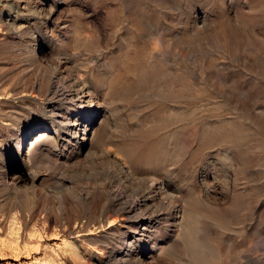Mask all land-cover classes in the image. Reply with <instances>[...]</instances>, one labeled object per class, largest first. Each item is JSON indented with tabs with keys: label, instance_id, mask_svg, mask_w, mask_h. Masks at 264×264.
<instances>
[{
	"label": "rangeland",
	"instance_id": "1",
	"mask_svg": "<svg viewBox=\"0 0 264 264\" xmlns=\"http://www.w3.org/2000/svg\"><path fill=\"white\" fill-rule=\"evenodd\" d=\"M34 1L17 0L25 9L10 25L3 19L14 8L0 5V165L15 151L13 130L47 123L52 107L61 127L58 147L32 156L31 168L46 172L34 185L33 212L25 209L23 186L15 195L0 186V264H145L150 250L158 264H264V0H58L52 17L46 9L37 12ZM119 8L142 24L143 34L164 35L169 48L156 46L162 62L188 71L184 108L170 107L177 93H165L159 80L155 88L105 91L103 79L131 41L123 30L109 32L126 23ZM59 19L71 32L87 33L55 40L50 25ZM34 34L43 53L31 41ZM118 37L125 42L117 44ZM34 47L39 60L69 57L64 75H81L101 52L92 76L103 116L84 123L77 108L89 103L47 94V67L32 56ZM91 104L95 115L96 100ZM183 122L188 132L181 131ZM83 126L92 133L82 143L88 150L78 154L77 143L66 139L81 141V128L77 137L68 129ZM109 152H118L120 161ZM116 162L139 173L130 177L133 183L156 173L180 189L182 220L176 222L160 198L143 221L114 213L111 203L102 208L104 197L116 202L118 192L142 198L116 175ZM53 172L69 185L57 206L38 190L39 184L56 186ZM101 212L104 227L90 235L60 230L80 216L97 225Z\"/></svg>",
	"mask_w": 264,
	"mask_h": 264
},
{
	"label": "bare ground",
	"instance_id": "2",
	"mask_svg": "<svg viewBox=\"0 0 264 264\" xmlns=\"http://www.w3.org/2000/svg\"><path fill=\"white\" fill-rule=\"evenodd\" d=\"M59 2L61 1L36 0L34 1V9L37 10L38 8L37 12H40V11L43 12V10L46 9L48 12V15L52 17L54 15L55 6ZM2 4L8 5L14 8V14L8 11L6 13L5 19H3V21L8 25H10L13 22H16L18 20L19 13H21L25 9L23 5L17 2V0H0V5ZM118 10H119V16L124 17L126 19V23L125 24L121 23L122 25H116V26L110 27L109 32L110 33L113 31L119 32L123 30L126 33H129L131 41L128 42L126 52L122 54L121 57L118 59V62L116 63V68L113 69L108 80L107 81L105 80L106 83L104 82V79H103L102 84L106 87L105 91L126 93V92H130L133 90L141 89L145 84H151V88L152 87L155 88L157 87L158 80H159L161 82V87H163V91L165 93H177L176 98L171 100V102L169 103L170 107L171 108L173 107L184 108L186 105L185 98H186L187 88L189 84L188 83L189 77L187 74L188 71L185 69H178L179 66H177V69H176L175 66L172 63H170V61L169 62L161 61V55L156 52V49H157L156 46H158L157 45L158 43H163L166 47L168 46L167 48H169V44H166L165 42L164 35L161 34L160 37L159 36L156 37L155 35H152V33L143 34L142 24L140 22H136V23L133 22L130 19V16L127 13L126 9L123 10L122 8H119ZM203 20H204V16L202 15L201 21ZM69 25L70 24L68 23L67 20H61V19L52 20L50 29H51V33H52L51 35L53 36V38L55 40L57 39L62 40L63 38H66L71 32ZM76 32L78 33L82 32L81 34L87 33L86 31H81V30H73L71 33H76ZM37 40H39L37 38V35L34 34L31 36V41L35 42V46L38 47L37 51L40 53H43L45 50V46L42 43L40 44L41 42L40 40L39 41ZM117 40H118L116 41L117 44H121L125 42L124 40L121 39V37L120 38L118 37ZM86 45H87V41H86ZM34 49L35 47L33 48L32 56L35 57V60L37 61V63L39 65H43L47 67V74H46V82H47L46 93L47 94L54 96V97L56 96L59 97V99L62 100L64 103L69 102V101L72 102L74 101V99H77L80 103L82 102L89 103V105L86 107L85 110H81L79 107L77 108V114L81 115V118L84 119L82 120V122L84 123L86 121H90L91 119H95V118H99L100 116H103L102 114H104L106 108L100 104V101H98V99L101 96V91L99 90V87L97 86V84L94 82V78L92 76L93 71H95L94 69H96L95 66H96L97 61H99L100 58H102L100 56L101 52L100 53L98 52L95 54L92 66H89L87 63L83 65L84 72L81 75L77 73H74V74L72 73L71 75H68V74L64 75L65 71L69 67L68 66V63L70 62L69 57L64 58V59L57 58L54 61L52 60L48 61L46 59H41V58L39 60L37 58L36 51ZM173 88H176V91L173 92L172 91ZM2 94H4V91L0 92V97H2ZM93 100H96V104L98 107V110L95 115H92L94 113L92 109L93 104H91ZM48 115H49V119L47 123L46 122L41 123V122L35 121L34 123H32V125L29 128H19V129L12 131L15 151L5 154L6 155L5 160L2 166L0 165L2 167L0 170V186H2L8 193L14 194V195L17 193L18 188L20 186H23L22 188H24L23 189L24 192H26L28 195L27 204L25 206V209L28 212H33L34 210V205H35L34 185L36 184L37 181L41 183L46 173L43 171L38 172V171H35L36 169L33 170L31 168L32 167V156L40 152V150L42 149H47V147L49 149H52L53 147H56V146L58 147V142H59L58 135L60 132L61 124L58 121L57 117L60 114L58 113L55 107H52L48 111ZM5 120L6 121L4 122L6 123V125H8L9 119H5ZM101 121L102 119H98V122H101ZM80 128L82 130L81 132L83 133L81 141H77L78 140L77 138H76L77 140L74 138L66 139L67 143H70V144H72L71 142L77 143L78 146L76 150L78 154L82 153L83 151L86 152L88 150V148L84 150V146L82 147V143H84L85 140H88V134L90 131H88V128L85 126L77 127V129L73 131H72V128L68 129V132H71V133L74 132V136L77 137V132ZM187 130L189 131L190 128H188L187 124L183 122L181 124V131L184 132ZM90 133H92V131ZM12 144L13 143H11V145ZM70 151H72V149ZM107 156H112L113 158L118 159L119 161L121 159L118 152H109L107 153ZM137 159L140 160L141 158L138 157ZM116 163H117L116 164L117 165L116 175L119 178L122 177L121 179L123 180V182H128L129 184L131 182V185L139 188V190L137 191L141 192L142 198L140 199V198H135L132 196H130L131 197L130 198L129 196L128 197L123 196V193L118 192L117 194H115L116 202L110 200L108 197L106 198L104 197V200L101 203L102 208H104L106 204L111 203L114 213L119 212V211H123L126 214L134 213L136 218L138 217L140 220L143 221L144 219H147L153 213L152 211H150V208H151L150 206L151 205L153 206L156 203V201H158L160 198L161 200H163L160 203L161 206L163 205V209L167 211V213L169 214L174 213V220L176 222H180L182 220L183 212L179 214V210H180L179 207L182 204V203L180 204V200H179V196L181 193L180 189H177L176 187H172V185L166 178L160 175H157L156 173H151L142 182L135 181L133 183L130 177L134 175V178H135V175L139 173L137 171H132L130 167L124 162H121V163L116 162ZM5 166H8V170H5ZM52 177L55 178L56 186L39 184L38 190L40 193H44L45 195L49 196L50 198L49 200L51 201V206H54V205L57 206V204H59L60 202V194L62 190L68 188L69 185L68 186L63 185L62 184L63 182L62 181L60 182L59 177H56V173L54 175V172L52 173ZM104 191L106 190L104 189ZM164 204L166 207H164ZM46 211H47L46 205L43 206L41 209H39L38 218L42 219L43 216H45L44 212ZM103 227H104L103 212H101V214L99 215V220L97 222V225L92 224L89 218L84 219V216H80L79 218H76L73 221V223H68L67 225L62 226L60 230L67 231L68 235H70L73 232L86 233L90 235L91 233H94L95 230H97V228H103ZM134 242L135 240L130 241L127 244V248H128L127 251L129 252L132 251V248L134 247L133 246ZM155 255L156 254L152 250H150L144 257L147 261L146 263L147 264H158V259H157L158 256H155ZM140 264H144V262H140Z\"/></svg>",
	"mask_w": 264,
	"mask_h": 264
}]
</instances>
